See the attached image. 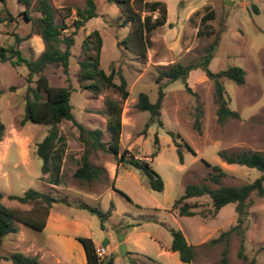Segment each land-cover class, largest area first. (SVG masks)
<instances>
[{
    "label": "rangeland",
    "instance_id": "374dc122",
    "mask_svg": "<svg viewBox=\"0 0 264 264\" xmlns=\"http://www.w3.org/2000/svg\"><path fill=\"white\" fill-rule=\"evenodd\" d=\"M27 1V4L19 0L0 1V45L13 42L15 32L24 36L17 43L21 54L34 58L43 48V42L34 31L39 15L37 0ZM47 1L54 8V21H64L66 27L61 30L69 32L74 13L73 8L68 11V6L82 5L83 0ZM161 1L166 6L165 22L149 33L144 56L133 53L120 42L131 25L129 22L121 24L118 6L111 1L95 0L96 15L86 20L73 34L67 72L62 71L60 64H49L42 72L50 84L69 86L70 111L77 121L88 127L103 128L105 115L92 110L103 107L104 96L118 98V92L106 87L94 94L80 88L76 80V61L86 53L80 47V40L89 30L98 29L102 42L100 67L107 71L112 64L124 76L129 90L128 96L120 101V148H127L126 157L132 154L145 159L165 181V188H150L141 169L126 162L118 163L114 187L123 191L130 200L115 188L113 192L106 189L104 184L108 181L99 179L85 185L77 182L68 172H63V184L58 188H46L39 177L41 159L31 151L36 140L45 132L46 124L32 120L19 123L23 112V91L27 83H33L26 82V67L22 62L11 64L6 59L0 60V120L4 124L0 140H3L4 147L10 146L4 152L0 148L2 156L5 155L0 159V168L4 170L0 174L1 201L6 205L16 203L17 209L38 218L43 214V203L28 202L27 206H23L17 200L8 198L6 193L20 194L27 187L38 190L52 188L71 201L82 200L101 209L108 208L111 201L113 208L103 220V227L99 226L97 216L85 208L52 203L65 212L87 216V222L80 225V234L91 232L96 247H103L105 255L111 256L112 264H187L178 258L176 251L168 248L170 234L167 226L179 228L187 242L193 243L194 254L188 264H219L223 247L226 249L227 264H243L249 260L253 264H264V194L257 196L251 192V203L240 230H231L225 241L212 243L208 242L210 237L234 223L233 202L220 206L213 216L178 215L165 208L173 197L181 193L185 182L205 181L211 186L216 185L205 178L211 170L205 161L216 163L224 170L219 178L222 184L249 181L260 172L255 167L227 163L217 151L252 149L264 153V0ZM208 8L213 10V16L200 21V16ZM24 9L30 18L24 16ZM7 11L11 13V19L6 17ZM148 12L152 17L157 14L156 10H141L140 14ZM62 46L59 43V47ZM208 49L211 56L207 67L211 71L228 65H238L244 70L241 83L225 76L219 78L228 106L238 113V116L227 117L222 122H217L215 118L212 81L204 74L201 65L191 67L184 78L157 79L158 67L174 61L181 64L197 61ZM113 80L117 81V77L114 76ZM157 83L164 84L158 115L160 123L156 118L150 120L147 110L137 109L133 104L138 91H144L150 100H154ZM9 85L13 87L9 88ZM196 112L200 113L199 130L192 125ZM145 121L148 123L143 127ZM57 125L67 137V140L57 143V150L67 143L70 154L75 152L79 156L82 149L76 128L67 119L60 120ZM155 135L156 141L153 140ZM102 137H106L105 131ZM184 140L194 152L187 148ZM176 143L181 151V161L177 159ZM15 146L30 152L25 163L21 162ZM153 150L155 153L151 154ZM89 157L105 169L109 162L115 164L110 154L100 150L90 152ZM56 160L60 161V158L54 159V164ZM53 171L52 167L49 174L53 175ZM262 183L264 186V180ZM75 187L88 188V193L75 191ZM189 200L194 201L197 208H206L209 203L207 194ZM25 228L38 241L42 240L40 229L26 224ZM115 228H120L127 235L124 241L126 253L121 254L118 250ZM0 264L13 263L0 258Z\"/></svg>",
    "mask_w": 264,
    "mask_h": 264
},
{
    "label": "trees",
    "instance_id": "16d2710c",
    "mask_svg": "<svg viewBox=\"0 0 264 264\" xmlns=\"http://www.w3.org/2000/svg\"><path fill=\"white\" fill-rule=\"evenodd\" d=\"M3 2V0H0ZM28 3L27 0H19ZM114 2L119 8V17L121 24L129 22L130 30L121 37L120 42L124 44L133 53L145 55L146 43L149 40L151 30L164 23L166 8L160 0H106ZM37 8L39 15L36 18L34 31L40 36L43 42V48L34 58H27L21 54L17 43L24 36H19L15 32L13 42L7 45H0V60H8L11 64L23 63L26 67L25 80L27 83L23 91V112L19 118L22 124L26 120L42 122L46 124L45 132L42 137L35 142L34 152L40 157V171L50 170L49 158L53 155L58 146L57 143L62 142V136L58 130V122L62 119L69 120L77 130V139L81 143V153L77 159V165L72 170L71 175L79 183L89 184L95 180L107 181L106 169L101 164H96L89 157L92 151H103L111 155L115 164L126 162L132 166L138 167L145 174L147 185L159 190L163 187V180L160 175L152 169L145 159L134 157L130 154L125 156L126 147L120 148L119 135L121 130L120 120V101L128 96L129 90L126 87V81L122 73L109 64L108 70L105 71L99 65V53L101 47V37L98 29L89 30L80 40V47L84 51V55L77 59L76 80L80 88L89 90L91 93H98L101 89L111 87L119 94L118 98L109 96L103 97V107L95 108L92 111L105 115L103 128L99 126L88 127L77 121L71 111L68 102L69 86L52 85L48 82L46 75L42 72L43 68L49 64L61 65L64 73L67 72L68 56L70 54V46L73 43V34L76 29L84 24L86 20L96 15L95 0H83L82 5H69L68 11L73 8V17L70 21L72 29L63 33L62 28L66 27V23L55 22L53 19L54 8L47 0H37ZM141 10L153 11L157 14H140ZM24 16L30 18L26 9L23 10ZM8 19L12 18L9 11L6 12ZM213 16V10L208 8L206 12L200 16V21L207 17ZM2 17H0V21ZM62 43V48L59 47ZM89 51V52H88ZM211 56V50L208 49L197 61H190L186 64L179 62H170L160 66L157 69V79L165 77L166 80H172L176 77L186 75L187 71L196 65H201L204 74L212 81V100L215 104V118L217 122H222L227 117H236L238 113L235 109L228 106L227 97L224 95V87L219 79L221 76L230 78L235 83H241L244 80V70L238 65H228L222 69L211 71L207 67L208 60ZM35 77L33 78V76ZM114 76L117 81H114ZM67 80V77H66ZM185 86L186 83H184ZM163 83H157L156 95L154 100H150L144 91H138L134 100V106L140 110H147L149 119L158 118L160 102L163 95ZM13 85H9L12 88ZM199 112L194 114L192 125L199 130ZM147 121L143 123V127L147 126ZM4 124L0 120V138L3 134ZM105 131L106 137H102ZM156 141V135L153 138ZM184 144L192 152L194 150L184 140ZM177 159L181 161V151L178 144H175ZM155 150L151 152L154 154ZM220 158L227 163H238L249 167H255L260 172L257 176L249 181L239 184H222L219 178L224 174V170L220 165L209 164L211 170L207 172L206 179L216 185L211 186L205 181L185 182L181 193L174 197L168 207V210L176 212L178 215L213 216L218 208L226 202H233V210L235 212L234 223L226 229L220 230L217 235L208 239V242H216L218 240H226L231 230H240L241 222L247 214L248 206L251 203L250 193L253 192L257 196L264 194V153L259 150L238 149L225 151L219 149L217 151ZM58 166L54 167L53 173L57 171ZM113 188L124 195L128 200L130 198L120 189ZM49 189V188H48ZM38 190L27 187L20 194L6 193L8 198H13L19 202H38L43 203V214L40 218L34 217L26 212L13 207H8L1 201L2 192H0V240L7 233H14L17 230L16 221L31 226L35 229H41L44 224V216L47 208L52 202H61L69 205L74 204L78 207L85 208L89 213L95 214L99 220V226L103 227V220L108 217L112 208V202L106 209H101L95 204H88L85 201H71L65 195H60L55 190ZM52 190V191H51ZM207 194L209 203L206 208H197L194 201L189 198ZM170 234V242L168 248L176 251L178 258L182 262H189L193 257V244L187 242L182 231L177 227L167 226ZM75 238L80 242L84 251V261L82 264H112L111 256L99 255L95 251V245L91 238L86 235H76ZM127 251L125 250V253ZM226 249H221L219 256V264H227ZM0 258L8 259L13 264H41L36 254H26L19 250H3L0 247ZM243 264H253L251 260Z\"/></svg>",
    "mask_w": 264,
    "mask_h": 264
},
{
    "label": "crops",
    "instance_id": "0c3cea01",
    "mask_svg": "<svg viewBox=\"0 0 264 264\" xmlns=\"http://www.w3.org/2000/svg\"><path fill=\"white\" fill-rule=\"evenodd\" d=\"M97 116H100V115L97 114ZM102 120L104 121V118ZM121 125H122V121H121ZM59 133L62 136V141L67 140L66 134L63 135V132L61 133V131H59ZM74 133L76 134V131H74ZM2 141L3 140H0V148H2L4 152V151H7L10 145L7 147H4L3 146L4 143ZM16 150L18 152L21 162L25 163L29 158L30 152L27 150H25L24 152L22 148L17 149V147H16ZM31 151H34V147L31 149ZM70 152H71V149L66 143L62 149L56 150V152L50 156L49 158L50 170L45 171V172L40 171L41 173L39 176L40 178H42L43 184L45 185L46 188L50 186L52 188H58L57 186H60L63 184V179H62L63 172H68L69 175L71 174L72 170L77 165L78 153L74 152L70 154ZM4 156L5 155L2 156V152H1L0 159H2V157ZM57 157L60 158V161L56 160V163H55L56 165H55L53 163V160L57 159ZM56 166H58L57 171H55L53 175H50L49 172L51 171L52 167L54 168ZM117 166L118 164H113L112 162H109L106 165V174L108 177L107 178L108 183H105L104 187L110 190L111 192L115 191V189L111 186L110 183L112 182V184L114 185V179L118 175V172L116 169ZM3 172L4 170H1L0 168V174H2ZM112 174H113V177H111ZM164 184H165V181L163 180V188H165ZM75 188H77L75 189V191L88 193L87 191L88 188H84V189L78 188V187H75ZM172 199L169 201V204L165 207L166 209H168ZM19 204H23V206H27L29 203L20 202ZM6 206L17 208L16 203L15 205L13 204V205H6ZM23 208H28V207H23ZM112 208H113V205H112ZM87 220H88L87 216L83 213L72 214L70 212H65L63 209L54 207L53 203H51L47 208V213L44 216V224L42 228L40 229L43 232V237L41 241H38L35 236L30 235L28 232H26L25 224L17 220L16 221L17 230L14 233L5 234L0 240V247L6 251L19 250L26 254H36L41 264H82L84 261V251H83V248L80 242L75 238V236L76 235H86V236H89L91 240L93 241V238L90 236L91 232L85 231L82 234H80V225L87 222ZM119 230L121 229L119 228ZM122 233H123V240L125 241L127 235L123 231ZM186 263L188 264V262Z\"/></svg>",
    "mask_w": 264,
    "mask_h": 264
},
{
    "label": "water",
    "instance_id": "95a60500",
    "mask_svg": "<svg viewBox=\"0 0 264 264\" xmlns=\"http://www.w3.org/2000/svg\"><path fill=\"white\" fill-rule=\"evenodd\" d=\"M114 231L116 233L115 238L118 241V244H117L118 250L121 254H123L125 252V243L123 240V233L118 228H115Z\"/></svg>",
    "mask_w": 264,
    "mask_h": 264
},
{
    "label": "built area",
    "instance_id": "2783aa9c",
    "mask_svg": "<svg viewBox=\"0 0 264 264\" xmlns=\"http://www.w3.org/2000/svg\"><path fill=\"white\" fill-rule=\"evenodd\" d=\"M95 251H96V253L99 254V255H102V254H104V252H105L104 249H103V247H102L101 245L95 247Z\"/></svg>",
    "mask_w": 264,
    "mask_h": 264
}]
</instances>
